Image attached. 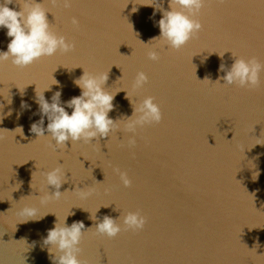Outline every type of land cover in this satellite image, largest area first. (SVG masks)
<instances>
[{
  "label": "water",
  "instance_id": "obj_1",
  "mask_svg": "<svg viewBox=\"0 0 264 264\" xmlns=\"http://www.w3.org/2000/svg\"><path fill=\"white\" fill-rule=\"evenodd\" d=\"M37 2L51 30L75 48L25 68L0 62V264H53L43 239L57 221L63 226L67 217V225L82 221L87 229L105 215L121 214L122 224L128 212L147 218L144 229L122 228L114 238L86 230L81 264H264V145H255L264 143V71L255 88L216 82L222 62L230 68L235 58L255 57L264 64V0H205L195 16L202 29L179 50L153 40L162 18L155 7L170 10L169 0ZM19 4L9 7L19 11ZM6 32L0 29V51ZM151 50L159 60L148 59ZM83 71L108 75L106 90L117 93L109 113L115 130L54 149L30 132L40 119L35 89L57 81L45 98L61 91L63 103L81 94L74 81ZM137 72L149 77L141 89L133 87ZM148 96L163 119L128 131L133 107ZM58 163L64 193L48 199L55 189L43 173ZM24 208L37 216L23 215Z\"/></svg>",
  "mask_w": 264,
  "mask_h": 264
},
{
  "label": "clouds",
  "instance_id": "obj_2",
  "mask_svg": "<svg viewBox=\"0 0 264 264\" xmlns=\"http://www.w3.org/2000/svg\"><path fill=\"white\" fill-rule=\"evenodd\" d=\"M62 2L68 6L71 0H62ZM169 2L170 10H163L161 4L159 8L155 7L156 10L162 12V18L155 22L160 29V35L153 40H160L167 47L179 50L202 29L203 25L195 16L203 8L205 0H169ZM14 3L19 4L17 0H0V29H6V35L10 38L7 50L0 51V62L10 60L13 65L25 68L42 57L53 56L58 51L67 53L75 48L73 42L51 30L47 16L49 12L44 9L42 3L37 0H30V2L23 0L22 6L19 4V11L9 7ZM72 23L79 26L76 18H73ZM147 55L149 60H159V53L155 50L149 51ZM218 71L224 75L216 82L221 83L222 80L221 84L255 88L260 83V74L264 71V64L255 57L235 58L230 68L222 62ZM107 80L108 75L83 71V75L74 81L81 90V94L63 103L61 102V91H56L51 96V102L45 98V92L51 91V86L58 83L56 80V83L43 91L37 92L35 89V103L38 105V111L35 114L39 115L40 119L32 123L30 132L34 133L37 139L47 138L54 149H66L68 142L73 144L80 141L91 142L100 138H109L116 125V121L110 118L109 113L114 109L113 100L117 93L113 95L106 90ZM148 81L149 77L145 72H137L133 87L141 89ZM11 103L12 100L8 102V104ZM3 107L4 105L0 104V112ZM30 108L27 102H21L22 110H30ZM66 108L72 109L71 114L66 111ZM133 109L132 116L127 118L126 122L127 130L130 132H134L137 127L159 123L163 119L160 105L154 102V97L144 98ZM6 115H11V111ZM45 117L48 120L46 128L44 127ZM18 128L23 135L22 127ZM128 144L134 145L135 140L129 138ZM255 145H264V143L258 142ZM58 165L43 173L48 188L52 186L55 189L54 192L47 194L48 199H58L64 193L60 189L67 182L66 172L63 171V164L58 163ZM258 176L259 173L255 180ZM120 180L124 187L131 186L127 173L120 172ZM81 191L83 192L82 189ZM41 202L43 203L44 200L42 199ZM22 214L36 217L38 210L24 208ZM43 217L28 219L25 222L40 220ZM66 218L63 226H60L57 221L43 239V244L48 247L53 264H81L78 257L79 245L84 232L88 229L94 228L98 234L114 238L122 231V228L123 230L141 231L147 223V218L139 212H128L123 215L122 224L118 222L121 220V214L118 218L105 215L102 221H97L96 216L94 221L97 222L94 227L87 229L82 221H74L70 226L67 225Z\"/></svg>",
  "mask_w": 264,
  "mask_h": 264
}]
</instances>
